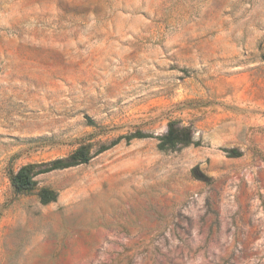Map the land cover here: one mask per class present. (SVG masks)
I'll return each instance as SVG.
<instances>
[{
	"label": "rangeland",
	"instance_id": "374dc122",
	"mask_svg": "<svg viewBox=\"0 0 264 264\" xmlns=\"http://www.w3.org/2000/svg\"><path fill=\"white\" fill-rule=\"evenodd\" d=\"M0 189V264H264V0H0Z\"/></svg>",
	"mask_w": 264,
	"mask_h": 264
},
{
	"label": "trees",
	"instance_id": "16d2710c",
	"mask_svg": "<svg viewBox=\"0 0 264 264\" xmlns=\"http://www.w3.org/2000/svg\"><path fill=\"white\" fill-rule=\"evenodd\" d=\"M123 139L128 143L135 139H156L158 141V149L163 152L176 151L189 146L198 147L201 145L195 139L194 132L189 126L183 125L180 120L172 119L167 124L166 132L159 136L143 131H135L130 135L119 137L107 146H101L96 151L93 150L91 144H81L66 158L43 164H26L17 171L10 170L9 180L14 196L20 197L34 193L38 190L39 182L37 178L40 175L89 164L93 158L118 145ZM223 151L232 158H239L243 155L239 149H223ZM193 173L196 178L204 179L202 178L204 176H199L200 173L197 169ZM38 195L43 205H49L58 198V192L48 187L39 189Z\"/></svg>",
	"mask_w": 264,
	"mask_h": 264
},
{
	"label": "built area",
	"instance_id": "2783aa9c",
	"mask_svg": "<svg viewBox=\"0 0 264 264\" xmlns=\"http://www.w3.org/2000/svg\"><path fill=\"white\" fill-rule=\"evenodd\" d=\"M1 197H2V190L0 189V203H1Z\"/></svg>",
	"mask_w": 264,
	"mask_h": 264
}]
</instances>
